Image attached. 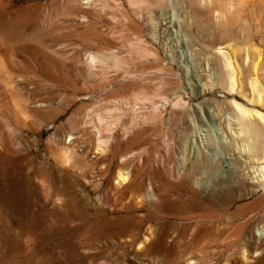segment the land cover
<instances>
[{
  "label": "rangeland",
  "instance_id": "374dc122",
  "mask_svg": "<svg viewBox=\"0 0 264 264\" xmlns=\"http://www.w3.org/2000/svg\"><path fill=\"white\" fill-rule=\"evenodd\" d=\"M211 2L0 0V264H264V3Z\"/></svg>",
  "mask_w": 264,
  "mask_h": 264
},
{
  "label": "bare ground",
  "instance_id": "6f19581e",
  "mask_svg": "<svg viewBox=\"0 0 264 264\" xmlns=\"http://www.w3.org/2000/svg\"><path fill=\"white\" fill-rule=\"evenodd\" d=\"M204 1H208V3H212L211 1L212 0H194V3H199V2H201V3H203ZM252 1V0H251ZM250 1L249 0H213V3L215 4V7L214 8H212L211 9V12H219V14H221L222 16L224 15L225 16V18H226V15L225 14H227V12L229 11L230 12V8L229 7H231V6H233V7H235V9L236 8H240V11L242 12V11H244L246 8V10L248 11V12H251V10L252 9H254V7L257 5V4H263L264 3V0H254L253 2H252V6H253V8L250 10H248V8H249V6L250 5H248V3H249ZM247 5V6H246ZM211 6H213L212 4H211ZM233 7H231L232 9H233ZM238 8V9H239ZM229 9V10H228ZM254 12V11H253ZM232 13V12H231ZM218 14V13H217ZM218 16V15H217ZM249 16V15H248ZM223 19V18H222ZM219 20V19H218ZM239 20V19H238ZM228 22V21H227ZM260 22V21H259ZM234 26H235V23L233 22V24L232 23H230V25H228V26H226V27H224L225 29H224V36H230V37H233L232 39H236L237 40V38H238V32L237 31H235L234 30ZM257 26H259V25H257ZM248 28H249V24H248ZM241 31V30H240ZM257 32V31H256ZM244 34V33H243ZM242 34V35H243ZM242 39H243V37H242ZM248 39V38H247ZM245 41H246V39H245ZM244 41V42H245ZM250 41H251V39H250ZM243 43V42H242ZM247 43L248 44H251V42H248L247 41ZM232 44H234V43H232ZM231 46V45H230ZM229 46V47H230ZM234 46V45H233ZM236 46H238L237 44H236ZM228 48V47H227ZM231 48H233V47H231ZM231 48H229L230 49V51H231ZM243 48V47H242ZM249 48L247 47V50H248ZM220 50V49H219ZM222 50V49H221ZM220 50V51H221ZM233 50H234V48H233ZM232 50V52L234 53V54H236L237 55V51H236V49L234 50V51H236V52H234ZM245 50V49H244ZM217 52V51H216ZM243 52V51H242ZM249 52V51H248ZM247 52V53H248ZM221 53H222V51H221ZM232 53V54H233ZM257 53V52H256ZM233 54V56H236V55H234ZM219 55H221L220 53H219ZM247 55H249V54H247ZM262 55V54H261ZM263 56V55H262ZM237 57V56H236ZM248 57H250V56H248ZM259 57H260V59H259V62L258 63H260L261 61V56H260V54H259ZM230 59V58H229ZM233 59V58H232ZM228 60V59H227ZM232 63V61H228V63ZM234 65V64H233ZM233 65L231 66V67H233ZM257 65V64H256ZM229 67H230V65H229ZM238 67V66H237ZM225 68H227L226 66H225ZM234 68V67H233ZM257 69V71H258V68H257V66H256V68H255V70ZM227 70V69H226ZM234 70H236V69H234ZM234 70L231 72V70H228V72L230 71L231 73H233L232 75H233V77H232V75H231V77L232 78H234L235 77V73H236V71L234 72ZM256 72V71H255ZM227 73V72H226ZM242 73V72H241ZM235 74V75H234ZM229 75V74H228ZM239 75H240V73H239ZM237 76V75H236ZM244 76V75H243ZM229 77V76H228ZM231 77H229V81H231L230 83H232V80H230V78ZM241 77V76H240ZM231 78V79H232ZM236 78V77H235ZM225 79V78H224ZM257 79V78H256ZM244 80V79H243ZM258 80V79H257ZM228 81V82H229ZM235 81V80H234ZM235 82H237V81H235ZM241 82V81H240ZM244 82V81H243ZM242 82V83H243ZM255 82H258V81H255V79H254V83ZM234 83V82H233ZM259 83V82H258ZM258 83H257V86H258ZM236 84V83H235ZM243 85H244V83H243ZM251 85H252V83H251ZM230 86H232V85H230ZM235 86H237V85H235ZM253 86V85H252ZM259 86H260V84H259ZM234 87V86H233ZM208 88V87H207ZM231 88V87H230ZM256 88V89H255ZM252 87V91L255 93V91H258V89H257V87ZM259 88V87H258ZM234 88H232V90H233ZM261 89V88H260ZM263 89V88H262ZM261 89V91H263ZM208 90V89H207ZM231 90V89H230ZM235 90V89H234ZM243 90V89H242ZM204 91V90H203ZM228 91V90H227ZM226 91V92H227ZM205 93V92H204ZM257 93H259V103H262V105H264V101H262L263 100V98H262V95L264 94V91H263V93H260L259 91L257 92ZM256 93V94H257ZM232 95V94H231ZM249 101V100H248ZM237 104V103H236ZM261 105V106H262ZM236 107L237 108H239V107H241V106H237L236 105ZM263 107V106H262ZM261 107V108H262ZM258 108H260V107H258ZM240 109H244V108H240ZM254 111V110H253ZM240 112H241V110H240ZM242 113V112H241ZM249 113V110H247V114ZM246 114V112L245 113H243V114H241V119L239 120L240 121V126L242 127H239V128H241V130L243 131V134H247V136L248 135H251V134H253V140H254V143L251 145L252 146V150L254 151V152H257V151H259V150H261L260 148H264V138H260L261 136V134H260V131H261V126H260V124L259 123H257V125L256 124H254V123H249V122H246V120H245V118H244V115ZM246 114V115H247ZM251 115L250 116H252L253 114H252V111H251V113H250ZM255 117L256 116H258L257 118H259L261 121H262V123H264V109L262 108V110L260 109V110H255ZM246 115H245V117H246ZM246 119H247V117H246ZM238 121V122H239ZM237 124V123H236ZM256 125V126H255ZM241 135H242V133H241ZM252 138V137H251ZM259 138H260V143L261 144H263V145H261L260 143H259ZM194 139V138H193ZM252 140V139H251ZM194 141V140H193ZM262 141H263V143H262ZM191 142V141H190ZM192 143V142H191ZM192 145H193V143H192ZM250 149H251V147H250ZM250 151V150H249ZM252 159V158H251ZM206 161V160H205ZM123 177V176H122ZM122 179V178H121ZM126 179V177L122 180V181H124ZM127 180H129V178H127ZM214 232V231H213ZM211 235V234H210ZM198 249V248H197ZM203 252V251H202ZM207 255V254H206Z\"/></svg>",
  "mask_w": 264,
  "mask_h": 264
}]
</instances>
